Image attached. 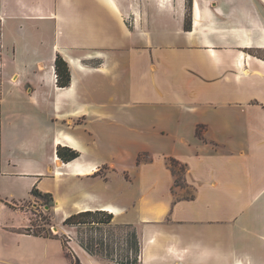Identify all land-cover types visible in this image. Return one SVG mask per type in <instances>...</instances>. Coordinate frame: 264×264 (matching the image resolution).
<instances>
[{
  "label": "crops",
  "instance_id": "0c3cea01",
  "mask_svg": "<svg viewBox=\"0 0 264 264\" xmlns=\"http://www.w3.org/2000/svg\"><path fill=\"white\" fill-rule=\"evenodd\" d=\"M186 14L187 0H0V207L36 187L58 224L106 210L136 228L140 264H264V0H193L190 30ZM1 212L17 240L1 264H113L76 227L59 231L69 249Z\"/></svg>",
  "mask_w": 264,
  "mask_h": 264
},
{
  "label": "rangeland",
  "instance_id": "374dc122",
  "mask_svg": "<svg viewBox=\"0 0 264 264\" xmlns=\"http://www.w3.org/2000/svg\"><path fill=\"white\" fill-rule=\"evenodd\" d=\"M181 168V165H176V169ZM179 172L181 180L183 178V171L179 170ZM189 193H191V189ZM18 204V206L10 204L7 207H0L1 210L3 209L1 213L5 219L3 224L21 223L19 229L28 233L56 234L59 231H65L64 224H58V219L54 220L52 213L48 212V208L41 205V201H38L35 197ZM56 224L60 226V230ZM15 234V232H11L0 226V254L8 248L16 246L17 240ZM74 235L78 241L81 240L84 244L90 246L93 251L99 252L98 256L106 263L127 264V259L129 258L130 264H133L134 261L139 260V253L136 251V241L138 238L136 228L112 222L111 225L100 226L96 229L77 228ZM63 238L68 242L69 247L72 248L70 243L71 238L68 234H64ZM34 246L41 248L42 244H35Z\"/></svg>",
  "mask_w": 264,
  "mask_h": 264
},
{
  "label": "trees",
  "instance_id": "16d2710c",
  "mask_svg": "<svg viewBox=\"0 0 264 264\" xmlns=\"http://www.w3.org/2000/svg\"><path fill=\"white\" fill-rule=\"evenodd\" d=\"M192 2L193 0H187L188 12L186 14V22H185V28L187 30H190L191 25H192ZM55 70L57 73L58 84L62 87L70 85L71 79H72L70 67H69L68 62L60 54L57 55L56 60H55ZM57 153H58V156L64 161H71L80 156L79 151L69 146H64V145L58 146ZM170 164L174 170V173L176 174L179 172V170L181 171L185 170L184 165H181L182 167L181 169H176V165L180 164V162L174 158L170 159ZM32 196L35 197L38 201H41V205L48 207V212H51L53 207L55 206L56 202L51 193L42 192L38 188L35 187L32 189ZM113 219H114V214L106 210H85V211H80V212L71 214L64 220L63 224L68 227H76V228L84 227V228H89V229H96V228H99L100 226L111 225L113 222ZM25 233H28V232H25ZM28 234L45 236V237L61 236L66 248L70 249L68 242L64 240L63 235H60L59 233H56V234L28 233ZM79 243L90 254L96 255V256L99 255V252L96 253L95 251L92 250L90 246H87V244H84L81 240L79 241ZM140 250H141L140 244L137 238L136 251H138L139 253V260L134 261L133 264H140ZM127 260H128L127 264H130L129 258ZM73 263L83 264L77 255L73 256Z\"/></svg>",
  "mask_w": 264,
  "mask_h": 264
},
{
  "label": "bare ground",
  "instance_id": "6f19581e",
  "mask_svg": "<svg viewBox=\"0 0 264 264\" xmlns=\"http://www.w3.org/2000/svg\"><path fill=\"white\" fill-rule=\"evenodd\" d=\"M196 21H197V20H195V24H196Z\"/></svg>",
  "mask_w": 264,
  "mask_h": 264
},
{
  "label": "water",
  "instance_id": "95a60500",
  "mask_svg": "<svg viewBox=\"0 0 264 264\" xmlns=\"http://www.w3.org/2000/svg\"><path fill=\"white\" fill-rule=\"evenodd\" d=\"M48 208V207H47ZM56 228V227H55Z\"/></svg>",
  "mask_w": 264,
  "mask_h": 264
}]
</instances>
